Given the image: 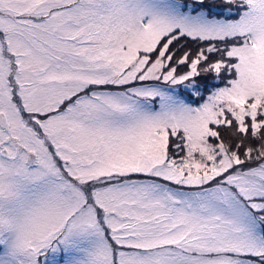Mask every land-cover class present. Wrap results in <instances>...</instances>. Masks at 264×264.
<instances>
[{
  "label": "snow or ice",
  "instance_id": "1",
  "mask_svg": "<svg viewBox=\"0 0 264 264\" xmlns=\"http://www.w3.org/2000/svg\"><path fill=\"white\" fill-rule=\"evenodd\" d=\"M0 264H264V0H0Z\"/></svg>",
  "mask_w": 264,
  "mask_h": 264
}]
</instances>
